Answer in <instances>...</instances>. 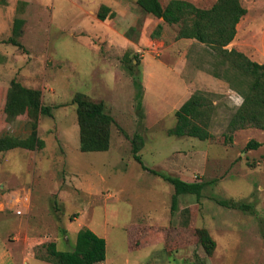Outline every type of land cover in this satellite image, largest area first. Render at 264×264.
<instances>
[{
    "label": "rangeland",
    "instance_id": "obj_1",
    "mask_svg": "<svg viewBox=\"0 0 264 264\" xmlns=\"http://www.w3.org/2000/svg\"><path fill=\"white\" fill-rule=\"evenodd\" d=\"M189 1L208 8L216 0ZM241 2L247 13L229 48L264 63V0ZM102 5L115 15L109 11L99 19ZM16 18L24 20L16 36L22 47L7 43ZM159 22L137 0H0V92L8 102L13 94L35 89L40 104L51 108L49 114L23 110L0 132L35 134L44 141L42 148L0 152V205L10 211L12 203L19 210L31 204L28 215L12 212L27 220L36 238L28 252L45 258L43 245L52 241L67 250L62 243L74 246L78 230L88 227L106 239L105 264H264V130H228L243 97L213 75L218 56L196 39L177 38L178 24L164 23L153 36ZM13 48L20 56L11 58ZM130 62L137 64L134 74L127 69ZM171 68L206 96L212 138L169 134L183 99L175 94ZM144 71L152 79L149 90ZM135 76L143 86L142 108ZM78 92L103 101L114 116L109 150L81 151L72 102ZM137 132L145 140L139 152L143 163L203 183L200 198L180 195L171 210L173 185L134 158L131 139ZM252 139L261 144L246 149ZM220 200L251 203L253 211ZM192 205L198 207L194 227L216 242L213 256L186 225ZM11 229L0 222L1 234Z\"/></svg>",
    "mask_w": 264,
    "mask_h": 264
},
{
    "label": "trees",
    "instance_id": "obj_2",
    "mask_svg": "<svg viewBox=\"0 0 264 264\" xmlns=\"http://www.w3.org/2000/svg\"><path fill=\"white\" fill-rule=\"evenodd\" d=\"M142 11L162 18L167 24H178L180 30L177 38L196 39L205 44L219 58L214 68L213 75L223 79L230 85L231 89L239 92L243 97L241 105L232 114L228 122V130L234 132L247 127H255L264 130V63L252 60L244 52L235 47L229 48L237 35V27L242 17L247 13V8L241 0H216L210 7H199L189 0H169L164 5L161 0H137ZM102 12L98 18L105 20L106 12L115 15L108 5H102ZM24 20L15 19L13 35L7 38V43L22 47L16 39L21 34ZM163 24L157 25L153 36L161 34ZM139 63V60H138ZM127 69L134 74L137 64L128 63ZM218 66L223 67L219 69ZM135 85L138 88V106L142 108V83L135 76ZM6 93L2 96L0 92V124L11 122L20 117L23 110H38L42 113H50L49 106L40 104L39 91L25 89L22 93H16L9 98ZM72 102L76 104L77 118L80 130V149L83 152L107 151L111 143V127L117 125L116 120L110 114L103 101L90 99L85 93L78 92L74 95ZM207 99L201 91L194 92L176 111V125L169 129V134L183 137L190 136L200 140L213 137L208 129V121L205 119L207 110ZM9 103V104H8ZM132 141V151L144 170L163 178L174 187L172 195L171 210L178 207L179 196L184 194H195L198 198L202 195L203 183L198 181H185L178 176L170 175L161 170L148 168L139 154L144 145V137L137 132ZM44 141L35 134L25 138L4 134L0 136V152H6L15 148L35 149L42 148ZM261 143L254 139L247 143L246 149L256 148ZM220 204L226 207L239 208L241 210H252L251 203L220 200ZM199 206V205H198ZM198 211L197 205L187 207L188 228L194 227V217ZM253 211V210H252ZM195 232L208 253L213 256L216 242L205 229L196 227ZM46 247L45 259L54 264H97L105 261L107 243L104 237L99 236L91 228L82 227L77 232L75 248L72 251L59 250L55 242L43 245Z\"/></svg>",
    "mask_w": 264,
    "mask_h": 264
},
{
    "label": "crops",
    "instance_id": "obj_3",
    "mask_svg": "<svg viewBox=\"0 0 264 264\" xmlns=\"http://www.w3.org/2000/svg\"><path fill=\"white\" fill-rule=\"evenodd\" d=\"M9 10H12L14 14L15 6ZM158 19L160 20L159 23H162V24L165 23L162 18H158ZM11 53H12L11 58L12 56L14 57V55L20 56V52L17 51L16 48L11 49ZM1 66L2 65H0V70H1ZM174 70L175 69L171 68L169 72L175 75L174 78L178 82V85L175 87L176 88L175 94H180L183 96L182 102L178 106L180 107L194 93V91L191 90V88L188 87L187 84H184L183 76H181L179 73H174ZM151 81L152 79H149V77H147L146 75V72L144 71L143 82H144V85L147 87V90L152 88ZM6 129H7V122H5L4 125L0 124V132ZM24 204H26L25 207H26L27 215H28V212L31 209V204L29 203L27 204V202ZM15 205H16L15 203H12V205L11 204L8 205V206H11L10 211L8 209H5L7 208L5 207V205H0V222L3 223L4 226L8 225L12 227V229L9 230L7 233L6 232L3 234L0 233V264H29L28 263L29 259H32L34 261V263L32 262V264H38V263L54 264L46 260L45 258L36 256L35 251H32V250H30L29 252L27 251L29 249V246L33 244L34 245L37 244V241H36V238L30 235L28 232L27 220H23L22 218L15 219L12 217L14 215L12 213L14 210L16 211V214L20 216L26 213L25 212L26 210H22V209H21L22 211L21 213H17L19 209L16 208ZM66 238L68 239L69 237L66 236ZM52 242H55L57 248L61 250L58 247L59 243H57V241H52ZM62 246L67 248V250H64V251H72L75 248V245L74 246L71 245L70 241L62 243ZM105 261L97 263V264H105Z\"/></svg>",
    "mask_w": 264,
    "mask_h": 264
},
{
    "label": "built area",
    "instance_id": "obj_4",
    "mask_svg": "<svg viewBox=\"0 0 264 264\" xmlns=\"http://www.w3.org/2000/svg\"><path fill=\"white\" fill-rule=\"evenodd\" d=\"M22 211L21 210H18L17 213H21Z\"/></svg>",
    "mask_w": 264,
    "mask_h": 264
}]
</instances>
